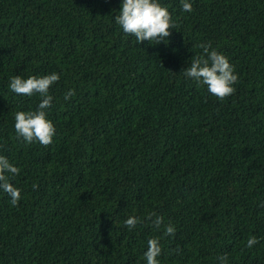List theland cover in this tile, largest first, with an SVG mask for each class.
Listing matches in <instances>:
<instances>
[{
  "label": "trees",
  "instance_id": "16d2710c",
  "mask_svg": "<svg viewBox=\"0 0 264 264\" xmlns=\"http://www.w3.org/2000/svg\"><path fill=\"white\" fill-rule=\"evenodd\" d=\"M188 2L160 0L176 28L154 44L124 35L122 0H0V155L21 190H0V264H147L155 236L160 264H264V0ZM200 43L235 66L224 100L183 75ZM50 73L56 135L29 145L14 116L41 98L10 80Z\"/></svg>",
  "mask_w": 264,
  "mask_h": 264
},
{
  "label": "clouds",
  "instance_id": "9594fccd",
  "mask_svg": "<svg viewBox=\"0 0 264 264\" xmlns=\"http://www.w3.org/2000/svg\"><path fill=\"white\" fill-rule=\"evenodd\" d=\"M181 3L184 12L193 10L188 0H181ZM115 21L124 35L135 37L137 43L165 42L171 36L172 30L176 28L171 13L166 6L160 3V0H122ZM197 47L202 51L191 58L190 66L182 71L184 77L195 81L198 86L206 87L208 93L219 100L233 95L236 91L234 85L239 80L235 66L210 43H200ZM59 79L58 73L43 76L32 75L26 79L20 75L11 78L9 88L12 92L28 97L39 95L41 98L35 111H18L14 116L15 134L26 144L38 142L45 147L52 144L53 137L56 135V127L48 118L47 110L51 108L53 101L49 90ZM75 94L74 90H69L65 93L64 99L67 101ZM19 174L20 168L5 155H0V190L7 193L10 197V204L14 207L19 204L21 190L11 181ZM32 187L35 190L38 185L33 184ZM146 219L154 228L162 229L163 237L175 236V227L171 223L165 225L163 216L151 212ZM141 222L135 216H130L124 221L129 229L135 228ZM161 239V236L148 239L147 250L144 252L147 264H160L158 257L162 254ZM257 243L259 240L253 235L248 238L246 246L252 248ZM217 259L220 264H228L227 254L219 255Z\"/></svg>",
  "mask_w": 264,
  "mask_h": 264
}]
</instances>
